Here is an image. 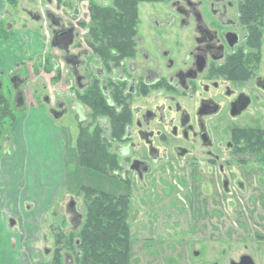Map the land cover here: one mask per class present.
<instances>
[{"label": "flooded vegetation", "instance_id": "flooded-vegetation-1", "mask_svg": "<svg viewBox=\"0 0 264 264\" xmlns=\"http://www.w3.org/2000/svg\"><path fill=\"white\" fill-rule=\"evenodd\" d=\"M97 1L107 3V0ZM166 1H170V7L177 12L184 11L183 9L188 7L187 14L171 15L172 13H169L161 15L159 19L153 17L155 24H153L152 33L146 32V34L140 32L141 17L139 15L135 37L136 55L107 63L98 54L96 47H92L86 41L87 29L84 28L83 23H89L90 13L89 15H80L81 12H79L78 15L51 16L47 11L46 15H29L34 22L45 24L46 36H48L46 43H50L54 50H59L61 53L58 56L54 54L57 58L52 60L54 67L52 73L44 69L46 57L42 59L41 70L50 75L46 84L60 83L65 80L61 66L63 61L74 70L72 89L67 98H73L70 101L74 103L73 113L78 126L75 148L80 124L88 120L92 123V119L87 116L90 109L78 97V94L83 93L89 86L98 84L108 104L114 110L131 114V122L127 124L121 140H115L112 143V149L125 163L122 173L124 179L132 180L136 177L144 181L146 176L157 173L155 168L159 164L166 165L163 169L167 171L169 164L173 165V170L177 168L180 170L182 167L187 168L186 164L189 163L192 170L187 173L189 178L194 170L202 176L206 174L205 166L216 167L217 170L212 173L215 174V178L224 183L230 178L226 168L257 166L258 160L262 158L264 160L261 156L260 158L256 156L253 162L248 161L247 158V160L242 159L239 146L240 142L246 143L245 138L241 135L243 139L237 142L233 135L243 130L264 131V127L232 128L230 141L225 146L231 151L232 157L229 154V157L222 161L221 156L214 152L210 120L221 111L223 103L227 100H229L231 113L238 115L250 103L251 95L255 91L254 87H264L263 58L258 69H249L238 79L223 75L224 67L232 55L246 46L249 37V25L244 23L239 15L238 0ZM86 2L88 9L89 0ZM202 4L208 6V15L202 12ZM235 7L237 15L234 13ZM9 28L13 30V21H9ZM262 28L264 30V17ZM186 32L187 35L184 34ZM13 36L14 34L11 38ZM263 45L264 35L261 52ZM20 65L24 75L18 70L12 73L0 72V75L9 77V82L15 91L16 106L25 107V111L21 113L24 114L28 109L24 89L29 78L26 76L25 62ZM247 65L249 68L254 66L253 63ZM57 69L60 70V78L58 81H53ZM42 101L44 103L39 106L45 105L46 107L43 108L53 119L63 120L71 114L63 98H57V101L53 102L52 95L47 93ZM80 108L84 109L83 117L77 114ZM100 123L109 134L110 121L102 117ZM11 131L8 135H11ZM260 167H264V161ZM183 175L185 176L186 173ZM182 182L187 183L186 179ZM145 185L146 182H144ZM63 222L62 220V224ZM81 224L82 221L80 226ZM43 226L42 241L50 239ZM52 226L47 229L53 231ZM256 241L264 242V237H257ZM52 243L54 248V240ZM48 251L44 250L45 253ZM48 263L51 264L50 260ZM230 264L257 263L251 254L243 253L238 260H232Z\"/></svg>", "mask_w": 264, "mask_h": 264}, {"label": "rangeland", "instance_id": "rangeland-1", "mask_svg": "<svg viewBox=\"0 0 264 264\" xmlns=\"http://www.w3.org/2000/svg\"><path fill=\"white\" fill-rule=\"evenodd\" d=\"M4 1L7 3L8 7L6 15H17L19 17L21 15L18 19L21 24L33 22L28 16V11L46 15L47 10L55 15H74L72 0H69V2L61 6L57 5L56 0H51L52 4L48 7H46L48 5V0H15L14 4H10L8 0ZM170 3V1L166 0L142 3L139 9L141 17L140 32L143 34H146V32L152 33L154 28L153 24H155L152 19L153 17L159 19L161 15H168L169 13H172L171 15H183L182 13L174 11V8L172 9L170 7ZM186 8L188 9V7ZM201 10L206 15L208 13V6L202 4ZM231 11L233 12L232 9ZM234 13L237 15L236 7L234 8ZM80 15H89L87 3L85 4L84 11ZM2 19L13 21L9 17H3ZM34 23L35 26L43 30L41 31L42 37L39 40L40 46L36 45L32 51L33 53L30 51L31 54L35 52L38 53L32 56V58H29L28 67L30 68L24 66V68H27L26 76L30 79H27L28 83L25 89L23 87L25 91L24 95L27 96V103L34 101V103L36 102L39 106V104L44 103L42 101L43 96L50 93L53 97V102L57 101V98H63L67 107H69L71 114L67 117V121L70 123H68L69 127L65 130V176L63 175L64 179L60 177V179L56 180V185L54 184L53 189L50 188L49 190H52L53 194H48L43 205L38 204V207L35 205L34 207H36V210L28 212L27 214V217H30L29 219L32 222L36 220L40 221L41 215L44 217L42 226L44 225L43 228L48 232V237H50V239L43 240L40 245L37 244V248V245H34V243L37 239L36 236L38 232L32 234L28 233V238H26L22 244L24 249L21 251L26 258L21 259L22 254L18 250L20 248L16 247L18 249H13L10 252L8 251L9 246L6 242L8 237L4 235V231L2 230L0 233V264H49V254H51L53 249L52 241L54 237L53 231L47 228L55 224L56 226L62 225L63 219L67 221L68 229H76L80 226L85 208L83 196L78 195L77 192L82 185H89L115 194L129 193L132 195L134 209L131 213L132 251L130 264H230L232 260H238L239 256L243 253L251 254L255 258L257 264H264V242L258 243L252 240L246 242H241L239 240L234 242L232 240L233 242H227L226 240H218V234L216 233V228H214L215 220L218 219L214 213L216 198H206L205 196L207 190L216 193L223 189L222 181L215 178V174L212 173L217 170L216 167L211 168L205 166L204 169L206 174L202 175L203 177L197 170H194L192 176L189 178L187 173L192 171L189 163L186 164L187 168L182 167L180 170L178 168L173 170V165L169 164L167 166V171L163 169L166 165L159 164L158 167L155 168L158 174H150L145 177L144 181L135 177L129 182H126L111 176L103 175L80 165L79 155L75 148L78 126L74 117L75 114L73 113L74 103L70 101V99L73 100V98H67L69 91L72 89V73L74 70L63 61L61 66L63 68L65 80L60 83L55 82L53 84H46L50 75L48 73H43L41 70L43 67L42 59L46 57V52L40 49L41 44L47 45L48 54L51 53L52 55L55 54L58 56L61 55V53L59 50H54L50 43H46L48 36H46L47 29L45 24L38 21ZM15 25L16 21H13V30ZM49 26L47 28H49ZM14 32L15 31H13V34ZM184 34L187 35V32ZM49 35L52 36V33L49 32ZM189 44L187 45L190 47ZM262 58V73L264 74V45L262 49ZM20 66L19 64L16 70L24 75V72L21 70L22 67ZM45 84L46 87L44 86ZM254 90L256 91V93L254 91L252 94L254 97L251 95L250 103L238 115H233L231 113L229 100H227L223 103L221 111L217 115L212 116L210 120V130L213 132V142L215 145L214 152L221 156L222 161L227 159L229 154L232 157L231 151L225 148L230 141L232 128L239 126L264 127V87L255 86ZM42 106L44 107L45 105ZM77 114L83 117L85 114L84 109L80 108ZM48 131L49 129L47 127H43L42 133L40 132V137L43 138V133ZM8 134H10V132L4 133L0 130V143L3 144L0 147V152L5 155L11 150L10 135ZM50 150V147H47V152L49 155H52ZM46 155L48 154L45 150L40 149V154H37V157L43 160ZM201 155L202 154H200V156ZM256 156L258 155L249 153L241 154L242 159H248V161L252 162L256 159ZM258 157L260 158V156ZM202 158L206 159L204 156H202ZM262 159L260 161L258 160V163L254 162V164L256 163L257 166H260L264 161ZM56 171H58L59 175L61 174V165H56ZM184 173H186V177L183 175ZM46 174V171H42L43 177H45ZM161 174H163L162 177H158ZM178 175L182 177L179 178L180 176ZM184 179H186L187 183L183 184L182 181ZM63 181H65V184ZM144 182H146L145 186ZM59 186H64V188L60 190ZM34 189V192L41 190V186L34 187ZM192 190L196 192L195 194L193 192V195H191V201L190 195L188 196L187 192L190 193ZM198 193H200V195H198ZM43 197L45 196L43 195ZM224 198L225 202H223ZM219 200L223 205L229 204L231 203L232 196H221ZM220 201L218 206L221 205ZM223 209L225 212V208ZM9 214L11 215L10 217L13 216L15 219L18 218H16V215ZM21 215L23 216L24 213H21ZM27 217H23V219L25 218V220H28ZM220 217L222 218V215ZM246 217L248 219V215H246ZM176 220H178L179 223ZM229 220L230 219H228V221ZM19 222L21 221L19 220ZM13 224H15V220ZM26 227H28V225ZM26 227L23 228L26 229ZM18 230L20 231L19 227L14 229L12 234L19 235ZM38 230V225L32 227V231ZM46 231H44V233H46ZM22 234H25V232H22ZM31 247L33 249H38L39 253H41H37L32 257L30 254V249L32 250ZM4 249L7 250L5 251ZM45 249L49 250L48 253L46 252L47 254L43 253ZM66 264H75L70 253L66 254Z\"/></svg>", "mask_w": 264, "mask_h": 264}, {"label": "trees", "instance_id": "trees-1", "mask_svg": "<svg viewBox=\"0 0 264 264\" xmlns=\"http://www.w3.org/2000/svg\"><path fill=\"white\" fill-rule=\"evenodd\" d=\"M15 0H8L14 4ZM161 0H107L101 3L89 0V23H83L87 29L86 41L96 47L98 54L107 63L115 59L134 57L137 52L135 37L139 24L140 5L145 2ZM61 6L69 0H56ZM239 15L244 23L249 25V37L246 46L233 54L224 67L223 75L238 79L250 70L258 69L262 58V39L264 30V0H238ZM13 35L9 21L0 19V41ZM118 56V57H116ZM54 55H46L44 69L48 73L54 71L52 60ZM248 63H253L250 67ZM60 78L57 69L53 81ZM0 130L9 133L18 116L25 107H17L15 91L9 82V77L0 75ZM79 100L87 106V113L92 123L80 124V133L76 148L81 166L90 168L103 175L122 181L125 163L112 149L115 140H121L126 126L131 122V114L119 113L107 102L98 84L89 86L78 94ZM110 121V133L100 123V118ZM236 133V132H235ZM245 138L240 142V152L264 156V131L243 130L234 134V140ZM241 137V138H239ZM78 195L83 196L84 213L82 224L78 229H68L67 221L63 219L60 226H52L54 248L50 255L51 264H66V254L70 253L75 264H130L131 262V213L133 202L131 194H115L82 185Z\"/></svg>", "mask_w": 264, "mask_h": 264}, {"label": "crops", "instance_id": "crops-1", "mask_svg": "<svg viewBox=\"0 0 264 264\" xmlns=\"http://www.w3.org/2000/svg\"><path fill=\"white\" fill-rule=\"evenodd\" d=\"M86 3V0H73V14L82 13ZM51 4L52 1L48 0L46 7ZM7 10V3L0 0V19L9 17L14 22L16 21L14 36L8 40L0 41V72L12 73L22 62H25V66H27L29 58L38 53L31 54L36 45L40 46L39 40L42 37V30L35 26L34 21L21 24L18 20L21 15L20 17L6 15ZM28 14L43 15L34 11H28ZM40 49L46 52L47 45L41 44ZM27 108V111L19 116L11 131V150L6 155L0 152V233L3 230L4 235L8 237L6 240L9 246L8 251L20 248L18 250L21 254L24 249L22 244L28 238V233L38 232L34 245L42 243L41 228L44 217L41 215L40 221L32 222L27 214L36 210L38 204L43 205L48 194H53V191L49 190L50 188L53 189L54 184L56 185V180L60 177L64 179L66 167L65 130L70 123L67 118L63 120L53 119L45 108L38 106L34 101L27 103ZM43 127H47L49 131L44 132L42 138L40 136ZM2 145L0 143V147ZM47 147H50L52 155L47 152ZM40 149L45 150L48 154L43 160L37 157V154H40ZM56 165H61L62 172L60 175L56 171ZM42 171H46L45 177L42 176ZM226 173L230 178L224 181L223 189L216 193L207 190L205 194L206 198H216L214 213L218 219L215 220L214 228H216L218 240L246 242L256 241L257 237H264V167L232 166L226 168ZM162 175L158 177H162ZM65 181H63L64 184ZM39 186H41V190L34 192V187ZM59 187L60 190L64 188V186ZM193 192L195 194L196 191L187 192L190 199ZM221 196H232L231 203L223 205L219 200ZM219 201L221 205L218 206ZM223 202H225V198ZM35 205L36 207H34ZM223 208H225V212ZM9 213L16 215V218L19 219L10 217ZM21 213L24 215L22 216ZM243 214L248 215V219ZM23 217H27L28 220L23 219ZM228 219L230 220L228 221ZM14 220L15 224H13ZM176 221L179 223L178 220ZM27 225L28 227H26ZM36 225L39 226V230L32 231V227H36ZM17 227L20 228V231L18 230L19 235L12 234ZM36 247L38 248V245ZM30 251L32 257L41 253L38 249L33 248ZM43 253H45L44 250ZM22 258L25 259L26 257L22 254Z\"/></svg>", "mask_w": 264, "mask_h": 264}, {"label": "water", "instance_id": "water-1", "mask_svg": "<svg viewBox=\"0 0 264 264\" xmlns=\"http://www.w3.org/2000/svg\"><path fill=\"white\" fill-rule=\"evenodd\" d=\"M183 10H184V11L179 10V12L182 13V14H187V12H188V11H186L187 9L185 8V9H183ZM48 15H51V16H52V15H55V14L49 11V12H48ZM71 41H72V37H71V39H70V42H71Z\"/></svg>", "mask_w": 264, "mask_h": 264}]
</instances>
